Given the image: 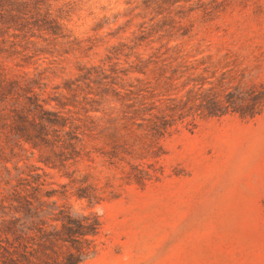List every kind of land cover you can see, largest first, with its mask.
Returning <instances> with one entry per match:
<instances>
[{"label":"rangeland","instance_id":"rangeland-1","mask_svg":"<svg viewBox=\"0 0 264 264\" xmlns=\"http://www.w3.org/2000/svg\"><path fill=\"white\" fill-rule=\"evenodd\" d=\"M27 2L26 10L35 12L37 5L40 13L49 12L80 45L93 43L86 52H65L60 41L32 36V43L19 35L16 40L27 48L13 52L8 41L0 42V79L41 70L48 88L74 76L81 63H99L112 44L152 16L141 0ZM172 16L190 36H175L169 45L203 57L217 72L231 68L243 82L264 83V0H226L212 16L199 9ZM163 17L157 14L153 21L169 27L173 22ZM119 59L125 64L122 55ZM10 105L0 100V195L32 161L43 166L46 181H67L63 170L36 161L37 150L29 158L17 146L19 155L11 153L13 138L2 124ZM159 147L158 156L141 162L153 163L156 176L139 184L121 178L120 168L101 153V141L84 140L87 153L67 170L101 197L92 208L100 214L104 244L83 264H264V108L253 117L228 113L179 124L159 139ZM69 201L76 209L86 205Z\"/></svg>","mask_w":264,"mask_h":264},{"label":"trees","instance_id":"trees-1","mask_svg":"<svg viewBox=\"0 0 264 264\" xmlns=\"http://www.w3.org/2000/svg\"><path fill=\"white\" fill-rule=\"evenodd\" d=\"M225 3L141 0L142 9L152 13L149 21H140L126 40L112 44L99 63L79 64L74 76L50 88L41 70L2 76L0 100L11 103L4 113L8 121L2 122L6 137L13 138L11 153L19 155L17 146L29 151L25 157L29 158L37 150L36 161L63 170L68 180L46 181L43 166L32 161L26 163L25 175L0 195V264H83L101 249L102 220L92 208L101 197L67 170L87 153L84 140L101 141V153L120 168L121 178L142 184L156 176L153 163L145 166L142 160L158 156L159 139L177 125H195L198 119L228 113L241 117L261 113L264 83L243 82L242 74L231 68L217 72L204 64L203 57L168 44L175 36H190V29L172 15L199 9L212 16ZM27 5V0L0 2V42L8 41L13 52L27 48L16 40L19 35L30 42L32 36L60 41L67 46L65 52H86L92 46L70 38L49 12L40 13L37 5L31 12ZM157 14L173 23L165 27L153 21ZM71 198L86 205L76 209Z\"/></svg>","mask_w":264,"mask_h":264}]
</instances>
